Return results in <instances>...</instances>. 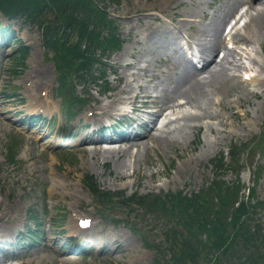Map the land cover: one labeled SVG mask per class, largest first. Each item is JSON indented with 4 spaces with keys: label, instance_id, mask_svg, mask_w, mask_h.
I'll return each instance as SVG.
<instances>
[{
    "label": "rangeland",
    "instance_id": "1",
    "mask_svg": "<svg viewBox=\"0 0 264 264\" xmlns=\"http://www.w3.org/2000/svg\"><path fill=\"white\" fill-rule=\"evenodd\" d=\"M240 2L102 0L117 23L123 45L121 50L104 59L108 64L110 91L99 95L96 85L87 87L92 100L71 121L61 116V100L54 91L58 74L52 54L43 46L39 28L19 21L9 22L0 14L1 27L10 24L11 30L16 32L15 39H22L20 43L11 42L7 48L0 46V240L11 243V246L6 245L8 250L18 254L5 258L3 263L153 264L155 251L150 246L160 243L162 226L151 224L153 228L144 242L128 226L106 221L93 196L82 185V178L91 173L103 188L125 191L127 196L134 192L198 191L216 177L210 164L213 158L222 151L228 153L231 144L246 143L264 134V87L243 83L241 78L243 67L257 69L258 63L248 59L250 56L264 61V39L259 40L261 43L245 44L236 37L235 48L248 50L244 60L233 49L231 56L222 62L224 71L204 74L194 73L178 47L180 30L195 42V51L203 55L205 46L219 35L222 37L223 28L242 5ZM21 43L30 48L23 65L15 57ZM223 48L224 43L218 52L224 54ZM128 80L130 92L123 96L128 97L127 100L136 97L134 107L147 100L151 106L146 110L153 106L168 109L155 135H147L149 128L144 127L138 145H106L95 143L98 140L94 138L71 150L53 147L88 137L65 140L78 126L82 128L93 120L90 112H99L100 106L107 108ZM224 83L229 86L225 94L215 95L217 86ZM81 88L77 90L82 91ZM143 95L150 98L141 99ZM126 102L117 103L116 108L109 107L108 115L114 112L116 116L122 109L131 110L132 104ZM40 109L47 117H55L49 130L30 131L20 122H13ZM139 116L145 118L146 113L141 112ZM100 118L106 125L114 119ZM139 123L141 121L136 122ZM58 128L63 129L64 136L57 135ZM156 138L169 141L164 143ZM96 147L101 148V152H95ZM220 174H223L221 180L228 182L241 179L247 187L255 188L258 199L264 202V149H256L239 174L233 170ZM31 210L32 216L40 218L43 239L36 247L22 249L24 242L15 247L16 237L20 234L22 238L29 227L35 226L29 219ZM113 212L123 219L127 210L120 208ZM135 214L141 215V212ZM80 216L92 220L89 229H78L76 218ZM260 218L264 222V210ZM145 224L142 222L141 227ZM75 237L97 241L93 246L105 247L109 254L61 252L63 243Z\"/></svg>",
    "mask_w": 264,
    "mask_h": 264
},
{
    "label": "trees",
    "instance_id": "2",
    "mask_svg": "<svg viewBox=\"0 0 264 264\" xmlns=\"http://www.w3.org/2000/svg\"><path fill=\"white\" fill-rule=\"evenodd\" d=\"M101 2L0 0V13L39 25L45 48L53 51L60 82L66 85L74 77L96 79L95 74L103 73L102 66H106L103 58L121 48L115 22ZM9 27L2 33L9 34ZM27 50L20 48L15 57L24 60ZM61 90L69 92L65 87ZM245 150L232 148L230 164L224 157L212 160L216 176L227 165L241 169L240 156ZM84 185L104 206L122 204L115 200L116 194L101 190L92 175L85 176ZM242 189L240 181L218 179L198 192L134 194L125 199V207L137 206L162 223L164 237L156 264H264V227L256 217L264 203L254 202V189L248 197L241 194Z\"/></svg>",
    "mask_w": 264,
    "mask_h": 264
},
{
    "label": "bare ground",
    "instance_id": "3",
    "mask_svg": "<svg viewBox=\"0 0 264 264\" xmlns=\"http://www.w3.org/2000/svg\"><path fill=\"white\" fill-rule=\"evenodd\" d=\"M235 1V0H234ZM245 1V0H242ZM237 2V1H236ZM235 5H232V7H234ZM247 23L244 26L245 31H236V34L234 35V37L239 38L240 41H244L245 44H250L252 42L258 41L261 39H264V10L263 9H259L255 6H251L250 11H247ZM258 42H256L255 44H257ZM261 43V42H260ZM223 46V41H222V37L221 35H219V37L217 38V40L215 39L210 45L205 46V53L201 56L203 58V61L207 62V66L205 67V69L202 71L203 72H221L225 70L224 67V61H226L227 58H229L232 54V52H228L223 59H218V50L220 47ZM194 47V46H193ZM225 48V47H224ZM235 53H237L240 58H244L245 54L248 53L247 48H237L235 50ZM204 55H208L207 57ZM248 59L254 60L255 62L258 63V65L256 66L257 69H254L256 74H254L255 77H257L258 80L262 81L260 79V77H263L264 79V61H260L258 58L252 57L250 56ZM223 62V63H222ZM237 62H239L237 60ZM213 65V66H212ZM235 67H237L236 64H233ZM217 68H214L216 67ZM262 74V75H261ZM130 81L128 80L126 82V85L121 88L118 93L116 95H114L112 101L109 103V105H107L106 107H99L98 108V113L97 116L99 117H104L106 114H108L109 112V107L111 108H116V104L117 103H123L125 101H127L126 103H130V104H134V99L136 97H132L130 99L127 100V98L125 96H123L124 93L126 92H130L129 88L131 87ZM230 85L233 86V81L230 82ZM229 88L227 83H224L223 85H221L220 87L217 86V90L215 95L217 94H225L226 90ZM225 90V91H223ZM187 95L189 96V92H187ZM146 96V95H144ZM142 98V96H141ZM152 102L155 103V100H153ZM153 109L150 111V121L153 123L152 127L150 128L148 135L152 136L155 135V131H159V129L157 128L158 122L161 120V118L165 117V113L168 109H160L158 107L153 106ZM171 109V108H169ZM96 121L99 122L100 118H96ZM148 137V136H147ZM156 141H161L164 143H167L169 140L168 139H160V138H156ZM132 145H138V142H131ZM158 144V143H157ZM101 148L96 147L95 148V152L97 151L98 153L101 152Z\"/></svg>",
    "mask_w": 264,
    "mask_h": 264
}]
</instances>
